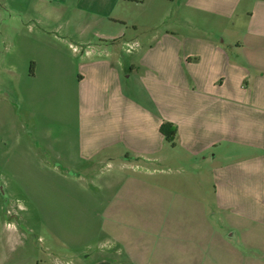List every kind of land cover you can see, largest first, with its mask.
Wrapping results in <instances>:
<instances>
[{"label": "crops", "instance_id": "obj_1", "mask_svg": "<svg viewBox=\"0 0 264 264\" xmlns=\"http://www.w3.org/2000/svg\"><path fill=\"white\" fill-rule=\"evenodd\" d=\"M138 1L0 0V51L11 43L0 80L24 81L11 92L32 104L64 92L65 52L51 38L70 43L61 34L86 18L70 60L77 136L46 125L42 141L44 167L63 161L91 182L60 190L74 209L107 211L96 264H264V0H158L168 10L150 36L131 17ZM164 122L177 126L174 146ZM147 209L174 221H146Z\"/></svg>", "mask_w": 264, "mask_h": 264}, {"label": "rangeland", "instance_id": "obj_2", "mask_svg": "<svg viewBox=\"0 0 264 264\" xmlns=\"http://www.w3.org/2000/svg\"><path fill=\"white\" fill-rule=\"evenodd\" d=\"M143 3L145 5L133 9L131 17L139 22L140 30H145L146 35L150 36L152 32L149 31L160 24L159 12L168 8L163 1L147 0ZM86 20L80 18L78 22L67 25L61 35H65L70 43H55L51 38L52 48L60 45V50L65 52L63 68L60 69L61 77L65 76V82H60L61 87H65L64 92L51 88L49 97H36L32 104L25 93L21 96L18 91L11 92L10 86L20 84L24 87V81L19 79V83L16 81L12 84L8 75L1 77L0 264H96L107 256L106 252H99L102 246L107 248L105 207L99 205L91 210H75L70 202L73 200H69L73 194L60 193V190L73 189L80 184L92 187L91 182H75V171L67 169L63 161L53 159L51 165L57 170L52 172L44 167L43 162L44 159L48 160L42 141V129L46 125L57 136H77L78 106L70 79L78 71L79 65H74L70 60L77 52V43L74 42L77 39L76 30L85 28ZM168 20V25L174 26L175 16ZM1 47L0 53L4 59V48L11 47L10 40ZM53 68L57 75V68ZM56 75L52 73L50 78L52 86L58 84ZM74 76L72 81L79 78ZM163 168L168 176H174L173 165ZM101 184H104L103 180L95 179L96 187ZM128 212L131 219L139 213L134 210ZM159 213L157 210H145L146 221H174V211H162V218ZM84 252L93 253L94 256L85 260L87 255ZM156 262V259H152V264Z\"/></svg>", "mask_w": 264, "mask_h": 264}, {"label": "trees", "instance_id": "obj_3", "mask_svg": "<svg viewBox=\"0 0 264 264\" xmlns=\"http://www.w3.org/2000/svg\"><path fill=\"white\" fill-rule=\"evenodd\" d=\"M127 2L138 3V0H123ZM161 132L166 140V142L170 143L172 146L175 145V140L177 138L178 129L177 126L170 122H164L161 126ZM42 264V263H40Z\"/></svg>", "mask_w": 264, "mask_h": 264}]
</instances>
